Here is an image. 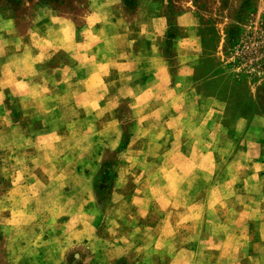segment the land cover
I'll use <instances>...</instances> for the list:
<instances>
[{"label": "rangeland", "instance_id": "rangeland-1", "mask_svg": "<svg viewBox=\"0 0 264 264\" xmlns=\"http://www.w3.org/2000/svg\"><path fill=\"white\" fill-rule=\"evenodd\" d=\"M74 40L100 54L124 50L136 75L153 76L156 66L170 79L146 102L118 103L112 113L126 133L116 150L104 149L105 133L95 150V140L76 133L103 127L109 112L76 122L72 102L35 107L7 86L34 53ZM53 50L36 69L58 86L75 60ZM139 87L149 88L132 93ZM0 90V264H97L116 243L137 254L130 222L141 217L126 200L112 215L123 145L140 122H164L172 105L211 127L217 143L229 142L236 126L264 135V0H0ZM156 107L158 118L136 117ZM128 258L102 264H132Z\"/></svg>", "mask_w": 264, "mask_h": 264}, {"label": "crops", "instance_id": "crops-1", "mask_svg": "<svg viewBox=\"0 0 264 264\" xmlns=\"http://www.w3.org/2000/svg\"><path fill=\"white\" fill-rule=\"evenodd\" d=\"M72 44L34 53L30 68L12 70L7 86L35 107L57 97L58 102H72L76 122L88 117L98 121L109 112L103 127L98 121L90 132L76 133L95 140L94 150L105 133L104 149L116 150L126 132L122 119L112 111L127 99L134 105L146 102L152 88L170 85L168 74L154 66L153 76L141 77L133 73L136 64L130 63L124 50L100 54L83 50L76 40ZM57 49L69 50L75 61L62 72L64 84L53 86L36 66ZM133 86L149 88L132 93ZM172 106L174 111L164 122H140L138 133L133 132L121 149L123 158L111 182L114 219L123 207L118 202L125 200L141 217L138 223L130 222V230L139 231L138 252L112 244V257L97 264L119 256L129 257L132 264H264V135L236 126L229 142L217 143L211 127L194 124L182 106ZM159 108L134 115L142 121L152 115L158 118ZM60 133L59 129L51 134Z\"/></svg>", "mask_w": 264, "mask_h": 264}, {"label": "trees", "instance_id": "trees-1", "mask_svg": "<svg viewBox=\"0 0 264 264\" xmlns=\"http://www.w3.org/2000/svg\"><path fill=\"white\" fill-rule=\"evenodd\" d=\"M230 40H235L234 36H232V37L230 36Z\"/></svg>", "mask_w": 264, "mask_h": 264}]
</instances>
